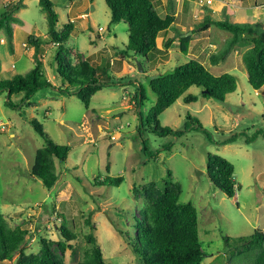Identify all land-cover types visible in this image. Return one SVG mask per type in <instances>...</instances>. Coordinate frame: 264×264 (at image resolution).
Segmentation results:
<instances>
[{"label":"rangeland","instance_id":"rangeland-1","mask_svg":"<svg viewBox=\"0 0 264 264\" xmlns=\"http://www.w3.org/2000/svg\"><path fill=\"white\" fill-rule=\"evenodd\" d=\"M17 1L0 0V18L13 11V17L20 21L13 24L14 52L5 32H0V79L25 75L34 68L35 49L27 45V38L36 35L46 42L38 54L47 78L53 82V87L40 90L30 102L21 103L23 94L13 95L12 101L18 106L14 108L7 105V93L0 95V210L11 228L27 231L26 253H38L42 239L57 250L64 216L75 235L67 242L72 247L63 255L57 251L65 264L86 259L91 251L90 234L96 237L107 264H142L131 245L143 207L134 189L139 191L148 183L163 189L174 181L182 188L180 202L192 203L197 209L203 263L257 264L264 241L245 244L240 239L251 238L256 230L264 232V86L255 90L249 84L242 62L245 48H237L226 62L213 67L210 55L230 34L215 26L206 31L196 26L206 16L224 20L228 15L232 22L259 23L264 30V0H178L176 22L159 35L158 49L149 59L132 52L123 54L128 26L111 23L105 0H51L58 15L57 31L69 21L75 23L65 46L77 55L69 54L65 60L72 65L78 57L86 60L98 68L101 81L110 83L92 96L89 108L76 94L60 91L75 88L67 86L56 71L57 46L50 42L47 15L39 0H24L20 10H13ZM153 2L162 16L170 12L168 0ZM186 34L191 39L183 50L180 38ZM168 40L173 41L166 48ZM191 59L215 75L233 74L237 90L220 103L201 97V90L191 87L186 94L198 95L196 102L187 104L180 98L158 117L157 124L149 123L157 99L149 80ZM140 86L145 88L146 100L137 106L134 96ZM195 118L203 130L197 128ZM33 120L53 142L71 148L65 163L56 161L59 178L51 189L31 175L36 151L45 144ZM154 127L183 132L161 137L153 132ZM233 136H237L235 142L224 143ZM145 143L148 156L144 154ZM208 154L224 157L234 165L233 198L212 183ZM106 177H123L124 181L118 187L95 185L96 178Z\"/></svg>","mask_w":264,"mask_h":264},{"label":"trees","instance_id":"trees-1","mask_svg":"<svg viewBox=\"0 0 264 264\" xmlns=\"http://www.w3.org/2000/svg\"><path fill=\"white\" fill-rule=\"evenodd\" d=\"M23 1L18 0L13 10H20ZM105 1L111 11V23H125L128 26V44L123 50V54L132 52L136 56L149 59V56L158 49L159 35L172 28L176 22L174 8L178 0H168L170 12L165 16L159 13L153 0ZM39 5L47 15L50 42L57 46L56 71L67 83V86L75 88L72 92L67 89H60V91L76 94L83 101L85 107L89 108L92 96L110 83L101 81L98 68L86 60H81L78 57V61L73 65L70 61L65 60L69 54L77 55L75 51L65 46L74 30V22L69 21L59 32L56 29L58 15L52 1L39 0ZM13 15V11H9L0 18V32H5L6 42L11 52H14L13 24L20 23ZM212 26L227 31L230 36L217 52L210 55V64L213 67L218 66L226 62L237 48H245L242 62L247 70L248 82L253 89H261L264 86V30L261 25L259 23L232 22L228 15L224 20H214L211 16H206L203 22L196 26V29L206 31ZM192 31L195 34V29ZM190 39L191 36L180 38L183 50H186ZM172 41L166 42V48H169ZM44 43L46 42L39 36L29 35L27 45L35 49L34 68L25 75H16L6 81L0 79V95L4 92L7 93L9 107H18L12 101L13 95L23 94L21 103L30 102L40 90L53 87L52 82L45 74L42 58L38 54ZM103 69L106 78L111 80L108 70ZM148 84L157 97L148 116V122H155V124L158 122V117L178 99L183 98L187 104L198 100V95L186 94L191 87H198L201 90V97L214 99L220 103H225L226 96L237 90V78L233 74L224 72L215 75L203 63L195 59L175 67L170 72L151 78ZM134 99L137 106L146 100L144 87H139ZM188 118L192 117L189 115ZM194 123L198 129L203 130L197 118L194 119ZM32 125L35 131L45 138V144L36 151L31 175L40 179L44 187L51 189L59 178L56 161L65 163L71 148L67 145H59L49 139L37 120H33ZM143 128L144 123L141 119L139 126L141 136ZM153 132L161 137H167L179 136L183 131L154 127ZM236 139L237 136H233L224 143H233ZM170 145L166 149H169ZM144 154L146 156L149 154L146 143ZM207 169L215 187L229 198H233L236 194L234 165L224 157L208 154ZM167 174L171 178L172 173L168 171ZM123 181V177H106L101 180L96 178L95 185L118 187ZM134 192L142 199L143 207L140 210L135 226V237L131 241V245L142 264H204L205 253L199 238L198 212L192 203L180 202L181 185L169 181L165 188L160 189L154 183H148L139 191L134 189ZM62 218L63 222L59 228L62 239L57 242V250L52 247L50 242L42 239L40 251L35 254H27L24 248L27 231L11 228L0 210V262L14 260L15 264H65L62 255L68 247H72L67 242L74 240L75 235L68 228L65 217L62 216ZM87 240L91 244V251L85 260L76 264H107L96 237L90 234ZM240 240L245 244L261 242L264 241V232L256 230L251 238H241ZM57 251L62 255L60 256ZM257 264H264V252Z\"/></svg>","mask_w":264,"mask_h":264},{"label":"crops","instance_id":"crops-1","mask_svg":"<svg viewBox=\"0 0 264 264\" xmlns=\"http://www.w3.org/2000/svg\"><path fill=\"white\" fill-rule=\"evenodd\" d=\"M88 13V10L86 11ZM15 26H14V31H15ZM74 28H75V23H74ZM1 43H4L5 44V40L4 38H1ZM35 53V51H33ZM34 55V54H33ZM53 83V82H52Z\"/></svg>","mask_w":264,"mask_h":264},{"label":"water","instance_id":"water-1","mask_svg":"<svg viewBox=\"0 0 264 264\" xmlns=\"http://www.w3.org/2000/svg\"><path fill=\"white\" fill-rule=\"evenodd\" d=\"M92 10H93V7L91 8ZM189 34H186V35H184V36H188ZM139 64V67H140V69H141V64L140 63H138ZM142 70V69H141Z\"/></svg>","mask_w":264,"mask_h":264},{"label":"built area","instance_id":"built-area-1","mask_svg":"<svg viewBox=\"0 0 264 264\" xmlns=\"http://www.w3.org/2000/svg\"><path fill=\"white\" fill-rule=\"evenodd\" d=\"M100 30H101V28H100Z\"/></svg>","mask_w":264,"mask_h":264}]
</instances>
